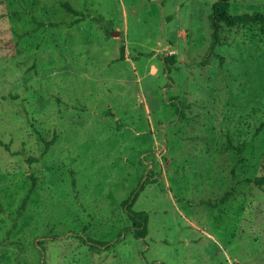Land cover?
<instances>
[{"label":"rangeland","instance_id":"374dc122","mask_svg":"<svg viewBox=\"0 0 264 264\" xmlns=\"http://www.w3.org/2000/svg\"><path fill=\"white\" fill-rule=\"evenodd\" d=\"M216 2L0 0V264H264V35Z\"/></svg>","mask_w":264,"mask_h":264},{"label":"trees","instance_id":"16d2710c","mask_svg":"<svg viewBox=\"0 0 264 264\" xmlns=\"http://www.w3.org/2000/svg\"><path fill=\"white\" fill-rule=\"evenodd\" d=\"M231 3L232 0H217V2L213 5V10L209 19L215 42L219 39V31L222 24L228 27L239 25L247 27L252 24H258L260 26L261 33L264 35L263 13L256 12L254 14L232 15L230 13ZM61 5L68 13L80 15V13L76 11L69 3H61ZM176 111L178 114H181L178 110ZM45 144V152H47L50 146L53 144V140L50 142H45ZM240 151L242 152V149ZM246 181L253 183L258 187H264V174L255 178H248ZM133 205L134 203L130 202L129 200L123 202V207L126 208V212L128 213V217L131 221V226L126 228L125 231L131 232L136 239H145L149 234V213L146 211H135L133 210Z\"/></svg>","mask_w":264,"mask_h":264},{"label":"water","instance_id":"95a60500","mask_svg":"<svg viewBox=\"0 0 264 264\" xmlns=\"http://www.w3.org/2000/svg\"><path fill=\"white\" fill-rule=\"evenodd\" d=\"M118 35H119V33H118Z\"/></svg>","mask_w":264,"mask_h":264}]
</instances>
